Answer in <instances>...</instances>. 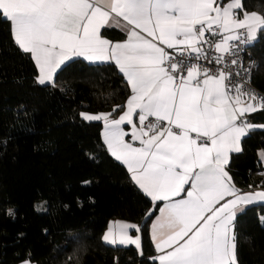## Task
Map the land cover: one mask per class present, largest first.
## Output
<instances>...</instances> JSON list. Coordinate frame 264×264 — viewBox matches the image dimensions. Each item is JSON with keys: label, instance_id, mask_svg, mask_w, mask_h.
I'll list each match as a JSON object with an SVG mask.
<instances>
[{"label": "snow or ice", "instance_id": "6c2138e0", "mask_svg": "<svg viewBox=\"0 0 264 264\" xmlns=\"http://www.w3.org/2000/svg\"><path fill=\"white\" fill-rule=\"evenodd\" d=\"M0 15L10 22L15 43L31 54L40 84L53 82L73 57L113 61L126 78L131 95L113 108L122 111L118 119L112 113L81 116L104 122L111 155L153 202L147 215L163 202L150 228L160 254L149 259L238 264L237 213L264 202V186L242 191L226 166L231 153L242 151V138L264 128L246 119L264 110V95L248 86L251 68L241 57L264 32V14L248 12L244 0H0ZM113 27L127 39L105 38L102 29ZM139 233L136 224L117 221L103 239L134 245L143 255Z\"/></svg>", "mask_w": 264, "mask_h": 264}, {"label": "trees", "instance_id": "16d2710c", "mask_svg": "<svg viewBox=\"0 0 264 264\" xmlns=\"http://www.w3.org/2000/svg\"><path fill=\"white\" fill-rule=\"evenodd\" d=\"M244 7L264 14V0H244ZM102 32L125 38L121 28ZM247 52L256 62L253 83L264 92V32ZM128 94L114 64L80 58L61 66L52 83L40 84L34 61L0 15V264H157L149 259L155 257L151 199L106 150L101 122L81 116L114 115ZM247 119L264 124V110ZM241 147L227 165L232 181L241 190L264 186V128L243 137ZM38 201H45L44 210L36 209ZM116 218L139 224L143 255L133 245L101 240ZM235 235L238 264H264V204L237 213Z\"/></svg>", "mask_w": 264, "mask_h": 264}, {"label": "crops", "instance_id": "0c3cea01", "mask_svg": "<svg viewBox=\"0 0 264 264\" xmlns=\"http://www.w3.org/2000/svg\"><path fill=\"white\" fill-rule=\"evenodd\" d=\"M227 2V1H226ZM248 12H252V11H248ZM114 28H120V27H114ZM122 29V28H121ZM103 30V29H102ZM123 30V29H122ZM125 32V31H124ZM105 38H107L106 36H105ZM108 39H110V38H108ZM127 39V33L125 32V38H123V39H121V40H112V39H110L111 41H113V42H123V41H125ZM29 55L31 56V54L29 53ZM31 58H32V56H31ZM76 58H80V59H82V60H84V61H86V62H88V63H94V64H96V63H112V64H114L115 65V63L113 62V61H89V60H87V59H85V58H83V57H73V58H71L70 60H72V59H76ZM33 60V59H32ZM70 60H68V61H70ZM34 61V60H33ZM68 61H65V63L66 62H68ZM34 63H35V61H34ZM64 63V64H65ZM63 64V65H64ZM63 65H61V66H63ZM116 67H117V69H118V66L117 65H115ZM35 67H36V69H37V77H38V67L36 66V64H35ZM119 70V69H118ZM122 74V73H121ZM123 75V74H122ZM55 76V75H54ZM124 77V76H123ZM124 79L126 80V78L124 77ZM38 80V79H37ZM53 80H54V78H53ZM127 82V81H126ZM46 83H52V82H46ZM45 83V84H46ZM128 85V84H127ZM128 87H129V94H128V96H127V99H128V97L131 95V90H130V86L128 85ZM127 99H126V101H127ZM126 101H125V103H124V105H126ZM84 113H88V112H84ZM101 113H109V112H97V113H88V114H101ZM122 114V111H119L118 113H116V114H114V115H112V117L113 118H119V115H121ZM248 116V115H247ZM247 116H246V119H247ZM135 119V118H134ZM248 120V119H247ZM100 122H101V139H102V142H103V144H104V146H105V148H106V150L108 151V153L111 155V153H110V151L108 150V148H107V145L105 144V142H104V138H103V131H104V122L102 121V120H100ZM250 122V121H249ZM252 125H255V126H259V125H264V124H254V123H252V122H250ZM122 127L124 128V130L126 131V132H131V126L130 125H127V124H124V125H122ZM256 128H260V127H256ZM125 139H126V141H130V136H126L125 137ZM135 146H139V144H138V142H136V144H135ZM233 153H235V152H233ZM233 153H231L230 154V156L233 154ZM111 157L113 158V159H115L116 160V158L114 157V156H112L111 155ZM116 161H118V160H116ZM121 165H123L124 167H125V169L127 170V172H128V174L130 175V177H131V174L129 173V171H128V169H127V166L126 165H124L121 161H118ZM226 168H227V166H226ZM227 171H228V169H227ZM134 182V181H133ZM138 187V186H137ZM187 187V186H186ZM139 188V187H138ZM140 189V188H139ZM141 190V189H140ZM253 190H259V188H254V189H247V190H242V191H244V192H247V191H253ZM142 191V190H141ZM143 192V191H142ZM144 193V192H143ZM145 194V193H144ZM146 195V194H145ZM150 198V197H149ZM256 203H262V204H264V202H256ZM256 203H254V204H256ZM163 206V202H156V207H155V214L153 215V217L151 218V220H150V223H149V236H150V238H151V234H150V228H151V224H152V222L155 220V218H156V216H158L159 215V211H158V208L159 207H162ZM246 207V206H245ZM244 207V208H245ZM153 208H154V205H153V202H152V207H151V210H153ZM243 208V209H244ZM242 209V210H243ZM240 212V211H239ZM117 221H119V222H123V223H129V224H136L137 226H139V224L138 223H136V222H133V221H130V220H126V219H120V218H116V219H112V220H110V222H109V224H108V226H107V228L103 231V233L101 234V240L103 241V242H105V243H108V242H106L104 239H103V237H104V235H105V233L107 232V230H108V228H109V225L110 224H114L115 222H117ZM130 235H132V236H135V235H137V233L135 232V230H130ZM139 235L141 236V233H139ZM151 241H152V243H153V246H154V249H155V256H157V255H159L160 253H158L157 252V250H156V248H155V244H154V242H153V240H152V238H151ZM141 242H142V237H141ZM108 244H110V243H108ZM134 246V245H133ZM135 247V246H134ZM136 248V247H135ZM137 249V248H136ZM139 252H141V250L140 249H137ZM157 262V264H159V261L157 260L156 261ZM31 264H36V263H34V262H31Z\"/></svg>", "mask_w": 264, "mask_h": 264}, {"label": "built area", "instance_id": "2783aa9c", "mask_svg": "<svg viewBox=\"0 0 264 264\" xmlns=\"http://www.w3.org/2000/svg\"><path fill=\"white\" fill-rule=\"evenodd\" d=\"M171 51V50H169ZM210 55H214V53L210 54ZM241 57L243 60V66L244 68H251V76H250V80H249V87L251 89H253L258 95H264V92H262L261 90H259L253 83V74L256 68V62L249 56L248 52H247V46L245 47V51L243 53H241ZM195 62V61H193ZM200 66L201 68H205V67H212V70L215 71V67L208 65L207 62L205 61H200ZM247 79V76L245 77ZM235 82V81H234ZM151 119V118H150Z\"/></svg>", "mask_w": 264, "mask_h": 264}, {"label": "rangeland", "instance_id": "374dc122", "mask_svg": "<svg viewBox=\"0 0 264 264\" xmlns=\"http://www.w3.org/2000/svg\"><path fill=\"white\" fill-rule=\"evenodd\" d=\"M36 209L39 211L44 210L45 208V201H38L35 205ZM12 211V209H10Z\"/></svg>", "mask_w": 264, "mask_h": 264}]
</instances>
